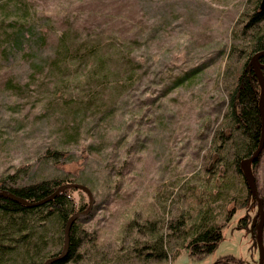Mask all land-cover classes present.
Returning <instances> with one entry per match:
<instances>
[{
  "label": "rangeland",
  "instance_id": "obj_1",
  "mask_svg": "<svg viewBox=\"0 0 264 264\" xmlns=\"http://www.w3.org/2000/svg\"><path fill=\"white\" fill-rule=\"evenodd\" d=\"M261 1L0 0V175L27 164L32 179L88 184L92 205L85 190L73 195L105 249L131 246L125 226L138 215L166 221L182 202L198 222L209 208L224 225L215 250L196 259L180 249L167 264L229 254L258 264L257 202L239 166L248 138L235 128L229 93L264 35V21L247 27ZM27 8L34 45L16 50L9 23ZM192 68L199 75L179 82ZM54 148L58 159L47 156ZM253 165L264 196V149ZM184 186H199L202 202L199 193L186 202Z\"/></svg>",
  "mask_w": 264,
  "mask_h": 264
},
{
  "label": "trees",
  "instance_id": "obj_2",
  "mask_svg": "<svg viewBox=\"0 0 264 264\" xmlns=\"http://www.w3.org/2000/svg\"><path fill=\"white\" fill-rule=\"evenodd\" d=\"M31 14L30 9L27 8L26 13H22L19 20L9 23L7 39L16 50H27V47L34 45L33 25L29 21ZM262 21H264V9L257 4L250 15L247 27L250 29ZM260 49H264V35L250 44L249 54L238 68L229 93V110L235 121V128L248 138L247 155L258 146L262 133L261 82L256 68L251 64L252 55L250 56L252 52ZM60 53H64V57ZM60 53L58 54L63 60L70 53L67 42L61 43ZM261 61L264 63V56ZM199 73V69L192 68L181 77L179 82L193 79ZM59 154L61 151L57 148L47 151V156L54 159H58ZM257 162L258 159L255 163ZM30 173L29 165H18L13 173L6 176L0 175V188L9 189L28 201H39L53 193L61 184L77 181L59 177L32 179ZM27 176L30 179L24 181ZM185 187L187 186L181 189ZM75 188L68 187L65 191L38 205H30L27 202L0 195V264H41L49 256L62 252L65 243V227L69 217L75 211L87 207L84 203L77 209V201L73 195ZM197 193L199 196H196V201L201 203L203 190L199 186L187 187L182 197L187 202ZM238 203L239 207L245 206L246 198ZM199 211L201 206L194 208V213ZM191 212L193 210L189 205L180 202L166 221L142 215L134 217L125 226L124 242L128 238L131 246L123 244L119 249L115 247L105 249L100 242V235L95 230L86 228L83 219L85 215L80 216L72 224L67 254L52 264L69 262L76 264L82 260L91 264H119L120 262L167 264L172 256H176L180 249L184 248L188 250L192 258H204L214 251L222 240L224 225L215 221L214 216L209 213V208L204 209L198 222L191 221L193 216ZM242 221L247 223V218L242 217ZM252 229L255 235L254 226ZM50 243L60 244L61 249L49 253L52 250L51 247L47 249ZM217 260L216 264L242 263L241 258L233 254L219 257Z\"/></svg>",
  "mask_w": 264,
  "mask_h": 264
},
{
  "label": "water",
  "instance_id": "obj_3",
  "mask_svg": "<svg viewBox=\"0 0 264 264\" xmlns=\"http://www.w3.org/2000/svg\"><path fill=\"white\" fill-rule=\"evenodd\" d=\"M261 8L264 9V0L261 1ZM264 56V49H260L254 52L251 56V64L256 68V71L260 77L261 82V96H260V114L262 118V133L260 137V141L258 146L249 154V156L244 157L241 160V166L244 173L245 180L247 182L248 188L257 202V212L254 215L253 224L256 227V241L259 250V263L264 264V196L260 194L256 174L254 172L253 163L259 158L261 152L264 149V63L261 61V58ZM68 187H76L83 189L87 192L89 196V203L92 205L95 201V197L93 194L92 189L85 183L78 182V181H69L61 184L53 193L46 196L45 198L39 201H28L14 192L10 191L9 189L0 188V195L9 196L19 201L27 202L30 205H38L41 204L56 195L60 194L61 192L65 191ZM87 209H80L75 211L68 219L66 227H65V243L61 253L49 256L46 258L41 264H52L62 258L65 257L69 250L70 246V231L73 222L80 216L86 215ZM227 264H241L239 262H229Z\"/></svg>",
  "mask_w": 264,
  "mask_h": 264
}]
</instances>
